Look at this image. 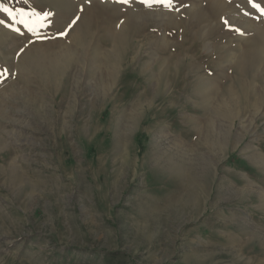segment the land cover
Wrapping results in <instances>:
<instances>
[{
  "label": "rangeland",
  "instance_id": "obj_1",
  "mask_svg": "<svg viewBox=\"0 0 264 264\" xmlns=\"http://www.w3.org/2000/svg\"><path fill=\"white\" fill-rule=\"evenodd\" d=\"M0 2V264H264V16Z\"/></svg>",
  "mask_w": 264,
  "mask_h": 264
},
{
  "label": "snow or ice",
  "instance_id": "obj_2",
  "mask_svg": "<svg viewBox=\"0 0 264 264\" xmlns=\"http://www.w3.org/2000/svg\"><path fill=\"white\" fill-rule=\"evenodd\" d=\"M90 2V0H89ZM124 3H128L129 0H122ZM142 3L147 4L148 7H152L154 3H161L163 6L168 7L169 9L173 8L174 0H141ZM24 4H28L29 0H23ZM246 3L251 6L252 9H255L258 11L261 16H264V6H262L260 3H257L256 0H246ZM0 11H3L7 14V17L11 19L13 22L12 24H6L7 27L13 28L14 31L19 32L20 29L14 27V24L20 23L24 24V26L28 29L29 32H31L33 35L39 37L38 31L34 28L28 25L27 19H30L32 16H43L45 20H47L49 13H36L34 10H31L30 8H12L7 5H5L3 2H0ZM248 13H246L247 15ZM76 19H79L78 17ZM76 20H73L69 27L72 26V24H75ZM225 25H228L229 22L227 20L224 21ZM0 24H5L4 20H0ZM235 31L239 32V28H235ZM66 33H61V35H65ZM23 52V49L20 50ZM8 73V69H0V78L4 77Z\"/></svg>",
  "mask_w": 264,
  "mask_h": 264
},
{
  "label": "bare ground",
  "instance_id": "obj_3",
  "mask_svg": "<svg viewBox=\"0 0 264 264\" xmlns=\"http://www.w3.org/2000/svg\"><path fill=\"white\" fill-rule=\"evenodd\" d=\"M122 29H124V27H123ZM122 29H121V32L124 31V30H122ZM122 34H123V33H122ZM122 34H120V35H122ZM116 38L119 39L118 37H116ZM119 41H120V39H119ZM122 42H123V41H121V45H122ZM123 47H124V46H123ZM44 53L46 54V52H44ZM42 54H43V53H42ZM34 56H35V57H34ZM34 56H33L32 54H30V53H28V54L25 55L26 59H27L29 62H32V64H34V63H35V64H41V60L43 59L42 57H45V56H47V55H45V56H44V55H43V56H41V55H39V56L34 55ZM36 58H40V59H36ZM41 58H42V59H41ZM45 59H46V58H45ZM24 61H25V60H24ZM52 61H53V60H52ZM245 61H246V62H245V64H244V66H247V64L250 63V58L247 57V58L245 59ZM242 62H243V59H242L241 63H242ZM53 63H55V62H53ZM42 64L44 65V63H42ZM55 64H56V63H55ZM45 65H46V64H45ZM56 65H57V64H56ZM56 65H55V66H56ZM33 66H34V65H33ZM244 66H243V69L245 68ZM45 67H46V66H45ZM41 68H42V67H41ZM241 68H242V67H241ZM43 69H44V68H43ZM38 70H41V69L38 68ZM242 71H243V70H242ZM242 71H241V72H242ZM129 159H130V158H129ZM126 160H127V159H126ZM174 174H175V173H173L172 176L175 178V175H174ZM199 175H200V174H199ZM197 176H198V175H197ZM200 176H201V175H200ZM191 178L195 179V177H193V175L191 176ZM191 178H190V180H192ZM189 182H191V181H189ZM191 184H192V183H190V185H191ZM192 185H194V184H192ZM190 187H193V186H189V185H188V187H187V193H188L190 199H192V198H194L195 194L191 193L192 190L190 189ZM195 188H196V187H195ZM196 189H197V188H196ZM193 190H194V189H193ZM194 193H195V192H194ZM200 200H201V198H200ZM200 200L198 199V202H199ZM176 201H177V200H176ZM199 203H200V202H199Z\"/></svg>",
  "mask_w": 264,
  "mask_h": 264
}]
</instances>
